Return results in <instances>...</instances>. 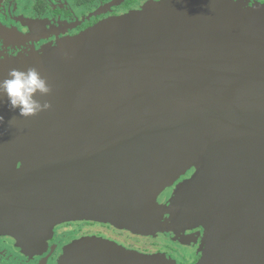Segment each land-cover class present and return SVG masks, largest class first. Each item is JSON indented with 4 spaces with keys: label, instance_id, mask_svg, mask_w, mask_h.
<instances>
[{
    "label": "water",
    "instance_id": "water-1",
    "mask_svg": "<svg viewBox=\"0 0 264 264\" xmlns=\"http://www.w3.org/2000/svg\"><path fill=\"white\" fill-rule=\"evenodd\" d=\"M193 167L171 207L199 264H264V4L169 0L0 64V231L153 230Z\"/></svg>",
    "mask_w": 264,
    "mask_h": 264
},
{
    "label": "flooded vegetation",
    "instance_id": "flooded-vegetation-1",
    "mask_svg": "<svg viewBox=\"0 0 264 264\" xmlns=\"http://www.w3.org/2000/svg\"><path fill=\"white\" fill-rule=\"evenodd\" d=\"M169 0H0V64L45 54L58 43L133 12L154 11ZM252 8L264 0H229ZM197 173L189 169L157 197L153 230L132 231L91 219H65L20 240L0 231V264H199L205 230L179 221L171 207L179 188ZM131 259V260H130Z\"/></svg>",
    "mask_w": 264,
    "mask_h": 264
},
{
    "label": "rangeland",
    "instance_id": "rangeland-1",
    "mask_svg": "<svg viewBox=\"0 0 264 264\" xmlns=\"http://www.w3.org/2000/svg\"><path fill=\"white\" fill-rule=\"evenodd\" d=\"M6 63H9V62H6Z\"/></svg>",
    "mask_w": 264,
    "mask_h": 264
}]
</instances>
